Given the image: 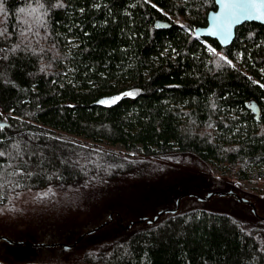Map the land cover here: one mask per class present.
Listing matches in <instances>:
<instances>
[{
	"label": "trees",
	"instance_id": "1",
	"mask_svg": "<svg viewBox=\"0 0 264 264\" xmlns=\"http://www.w3.org/2000/svg\"><path fill=\"white\" fill-rule=\"evenodd\" d=\"M213 8L215 0H0V206L45 189L110 196L114 187L120 197L165 201L188 179L154 158L186 155L217 165L213 191L264 206V196L234 184L264 182V24L244 22L222 46L195 34ZM120 91L134 95L96 103ZM254 100L260 118L248 108ZM157 174L166 176L143 189L138 177ZM228 196L249 210L195 205L150 221L110 201L73 246L1 235L0 264H76L37 254L81 245L90 264H264L260 204L257 215Z\"/></svg>",
	"mask_w": 264,
	"mask_h": 264
},
{
	"label": "rangeland",
	"instance_id": "2",
	"mask_svg": "<svg viewBox=\"0 0 264 264\" xmlns=\"http://www.w3.org/2000/svg\"><path fill=\"white\" fill-rule=\"evenodd\" d=\"M158 25L164 26L167 25V22L159 20ZM6 116L7 113L0 108V120H4ZM106 145L116 149H124L121 143H106ZM154 159L155 162L158 163L156 166L162 167L164 171L176 170L177 177L184 176V178L188 179L184 181L185 183H183V186L179 185L178 188L173 189L170 199L165 197V201L163 199H145L143 202H139V200L136 199L135 201L133 198L129 197L130 194H125L123 197H120L119 190L114 187L113 189H109L111 193L110 196H102L100 191L75 189L67 191H50L47 189L40 192L25 191L17 197H12L8 205L0 206V236L11 235L17 237L21 242L31 244H34L33 241L35 239L43 241L54 236L58 242L69 244L72 241V235H82L85 229L95 227L102 217H104L105 206L110 201L130 203V209L133 211L130 219L139 218L141 216L153 217L161 206L171 207L172 205L170 204L175 202L177 198L182 195L180 194L182 190L206 195L217 187L214 181L208 182L209 176L216 178L220 175V169L216 164H211L209 168L205 169L196 162V157L193 155L172 159ZM165 176L166 175L157 174L155 176L144 175L142 179H140V177L138 178L142 185H144L143 189H145V187H152L153 189L156 187L155 184L158 183V180H162ZM190 178L193 179L190 180ZM133 180L134 178H131L126 180V182L129 183ZM236 180L237 181H234L236 186L264 196L263 181L257 182L246 178ZM257 202L260 204V206H258L259 211L264 214V206L261 205L260 200ZM195 205L217 208L236 214L241 211L245 213V211L247 212L249 210L246 205L241 204L231 196L219 193L214 194L209 199H201L196 195H186L181 199V208ZM65 216L69 217L66 226L63 227L65 225L63 224ZM109 234L110 233H107V235ZM105 236L102 235L100 237ZM83 246L84 245L77 246L69 250L57 249L54 251H45L48 250L45 248L40 251L37 256L40 258L43 256H52L54 258L66 256L67 260L72 263L87 264L88 262H85L83 252H81V247Z\"/></svg>",
	"mask_w": 264,
	"mask_h": 264
},
{
	"label": "water",
	"instance_id": "3",
	"mask_svg": "<svg viewBox=\"0 0 264 264\" xmlns=\"http://www.w3.org/2000/svg\"><path fill=\"white\" fill-rule=\"evenodd\" d=\"M216 8H213L209 11L207 17V24L206 25H198L195 28V34L202 37H212L216 38L221 45L228 46L230 45L234 39L236 38V30L237 26L246 22V21H258L264 24V0H215ZM125 91H120L114 94L103 95L98 98L96 103L104 106H111L119 102L122 98L126 95H123ZM121 98L114 104L110 103H101V101H110L111 98L118 97ZM255 116L259 118L261 110L259 104L254 100L248 105ZM190 194H195L201 199H209L214 194H234L238 196L242 201L249 202L253 206V211L255 214H258L257 207L253 201L249 198H242L235 190L229 191H210L206 195H201L196 192H189ZM185 196V194L180 195L176 200V205L173 207H165L160 210L158 214L154 217L150 216H142V220H150L154 221L158 219L161 214L166 211L176 212L180 209L181 199ZM97 227L89 230H95ZM85 235L82 234L81 237ZM8 236L6 235V238ZM36 244V243H34ZM42 244V243H38ZM66 246H73L74 243L65 244Z\"/></svg>",
	"mask_w": 264,
	"mask_h": 264
},
{
	"label": "flooded vegetation",
	"instance_id": "4",
	"mask_svg": "<svg viewBox=\"0 0 264 264\" xmlns=\"http://www.w3.org/2000/svg\"><path fill=\"white\" fill-rule=\"evenodd\" d=\"M217 7V6H216ZM243 24V23H242ZM241 25V24H240ZM239 25V26H240ZM237 28H238V26H237ZM236 33H237V30H236ZM237 35V34H236ZM213 39H216V38H213ZM217 40V39H216ZM220 43V42H219ZM221 44V43H220ZM223 46V45H222ZM248 108H250V107H248ZM251 109V108H250ZM260 110H261V108H260ZM251 111L253 112V110L251 109ZM254 113V112H253ZM255 114V113H254ZM261 114V113H260ZM259 118H260V116H259ZM245 190H247V189H245ZM247 191H249V192H251V193H253V194H255V195H257V196H261V195H259V194H257V193H255V192H252V191H250V190H247ZM240 195V194H239ZM263 195V194H262ZM241 196V195H240ZM237 198L239 199V200H241L238 196H237ZM251 201H253L254 203H255V205H256V207H257V205L258 204H256V201L254 200V199H251V198H249ZM242 201V200H241ZM242 202H244V201H242ZM244 203H247V204H249L250 206H251V208H252V210H253V206H252V204L251 203H249V202H244ZM171 207H173V206H171ZM258 210V209H257ZM254 212V211H253ZM255 213V212H254ZM257 215H261V214H259V212H258V214Z\"/></svg>",
	"mask_w": 264,
	"mask_h": 264
},
{
	"label": "snow or ice",
	"instance_id": "5",
	"mask_svg": "<svg viewBox=\"0 0 264 264\" xmlns=\"http://www.w3.org/2000/svg\"><path fill=\"white\" fill-rule=\"evenodd\" d=\"M123 95H134V94H133V93H124ZM120 98H121L120 96H118V97H114V98H111L110 101H101V103H110V104H114V103H116ZM2 127H3V125L0 124V128H2ZM2 155H4V153H3V152H0V156H2Z\"/></svg>",
	"mask_w": 264,
	"mask_h": 264
}]
</instances>
